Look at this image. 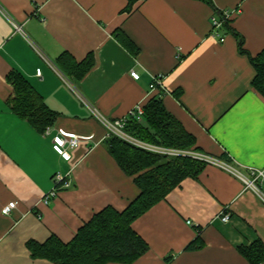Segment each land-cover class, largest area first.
<instances>
[{
    "label": "crops",
    "instance_id": "obj_1",
    "mask_svg": "<svg viewBox=\"0 0 264 264\" xmlns=\"http://www.w3.org/2000/svg\"><path fill=\"white\" fill-rule=\"evenodd\" d=\"M126 4L0 0V264H55L33 257L27 242L56 236L67 243L95 213L107 206L122 211L138 196L92 109L114 121L158 93L194 137L191 148L243 173L264 171V96L252 86L254 67L238 47L240 37L251 55L264 49V0H144L130 11ZM236 7L240 12L221 29L220 41L211 34L210 16ZM89 60L85 72H74V63ZM13 72L58 113L49 133L12 112ZM154 76H161L163 91L150 89ZM59 129L92 138L65 160L52 148ZM57 172L67 175L68 186L44 204ZM258 185L264 190V180ZM10 201L16 207L2 214ZM223 213L228 221L221 220ZM132 228L148 248L129 264H251L239 249L258 239L264 244V204L235 176L205 163ZM197 237L202 245L187 249Z\"/></svg>",
    "mask_w": 264,
    "mask_h": 264
},
{
    "label": "trees",
    "instance_id": "obj_2",
    "mask_svg": "<svg viewBox=\"0 0 264 264\" xmlns=\"http://www.w3.org/2000/svg\"><path fill=\"white\" fill-rule=\"evenodd\" d=\"M140 1L144 0H127L125 10H132ZM230 21L223 27L226 28ZM121 41L131 51L137 52V48L127 38ZM238 47L241 53L248 56L254 67L252 86L264 96V49L251 55L243 48L240 37ZM64 62L70 63L68 59H64ZM90 63V60L74 63V72L80 76L90 67ZM8 81L13 86V97L10 99L12 112L25 119L37 131L43 132L55 121L58 113L47 107L20 73H11ZM143 108L142 121H137L132 116L127 117V132L154 144L188 149L192 147L194 137L165 109L158 93L150 97L143 104ZM107 145L118 166L132 177L139 189L138 196L122 211L107 206L95 213L67 243L56 236H51L43 244L28 241L27 247L33 257H44L55 264L133 262L147 251L148 246L133 230L132 222L154 203L163 199L185 177H196L205 165L202 161L187 157L161 156L116 136H110ZM201 245L202 240L197 237L187 249H196ZM239 251L251 264H261L264 261V244L260 239L247 247H240Z\"/></svg>",
    "mask_w": 264,
    "mask_h": 264
},
{
    "label": "built area",
    "instance_id": "obj_3",
    "mask_svg": "<svg viewBox=\"0 0 264 264\" xmlns=\"http://www.w3.org/2000/svg\"><path fill=\"white\" fill-rule=\"evenodd\" d=\"M239 12H240L239 7L225 9L220 12H214L210 16L211 34L215 37H218L220 41H224V37L221 36V29L223 28L226 22L232 19V16L234 14ZM12 25L16 30L22 31L20 25L14 22L12 23ZM36 73L38 76H40L41 70L37 69ZM130 75L134 79L139 78V74L134 70L130 71ZM150 89L152 90L157 89L159 91L164 90L161 81V76L153 77L152 82L150 83ZM92 111L95 117L105 127L106 134L108 136H116L122 139L123 141L130 143L138 148L159 155L170 156V157H187L190 159L202 161L207 164L216 165L221 169L227 171L231 175L235 176L238 180H240L244 185V188L253 191L264 204V190L258 185V181L264 180L263 170L254 169L250 167L247 169L248 170L247 173H243L228 161L222 160L218 157L209 155L201 151H197L193 148L183 149V148L170 147L160 144H154V143L146 142L127 132L125 130V123L127 121V117L132 116L137 121H141L143 118L144 108L141 103L136 104L125 117L114 121H110L106 119L105 117L100 115L95 109H92ZM45 132L49 133V128H46ZM91 138H92L91 136L77 135L66 132L63 129H59L58 132L52 137V148L62 158H64L65 160H69L71 158V154L69 151L76 148L82 141L89 140ZM52 180H53L52 188L44 195V197L41 200L42 203L44 204H48L52 198L56 197L57 192L60 190L61 187L68 186L67 175H63L57 172L53 176ZM16 204H17L16 201H10L6 205H4L1 209L2 214L9 215L12 212V210L16 207ZM221 216H222L221 217L222 221H228L229 219L228 213H223Z\"/></svg>",
    "mask_w": 264,
    "mask_h": 264
},
{
    "label": "rangeland",
    "instance_id": "obj_4",
    "mask_svg": "<svg viewBox=\"0 0 264 264\" xmlns=\"http://www.w3.org/2000/svg\"><path fill=\"white\" fill-rule=\"evenodd\" d=\"M183 149H188V148H183ZM161 156H164V155H161ZM168 157H170V156H168Z\"/></svg>",
    "mask_w": 264,
    "mask_h": 264
}]
</instances>
